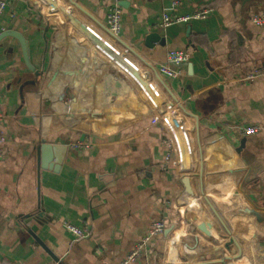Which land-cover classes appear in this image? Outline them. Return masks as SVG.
<instances>
[{
	"label": "crops",
	"instance_id": "0c3cea01",
	"mask_svg": "<svg viewBox=\"0 0 264 264\" xmlns=\"http://www.w3.org/2000/svg\"><path fill=\"white\" fill-rule=\"evenodd\" d=\"M4 1L0 34L23 35L31 66L18 38L1 40L8 142L0 162V264H122L158 220L166 231L136 264H264V75L241 80L264 65V26L252 20L264 13V0ZM176 1L173 15L203 6L213 12L162 28ZM115 5L118 35L107 18ZM173 49L190 55L175 78L160 71ZM139 77L186 130L185 170L180 152L164 143V123H152L164 110ZM67 88L74 97L64 96ZM256 125L260 132L243 133ZM85 140L93 146H71ZM43 143L68 146L58 169L42 167ZM199 192L200 211L190 210L191 193ZM64 221L87 236L77 239Z\"/></svg>",
	"mask_w": 264,
	"mask_h": 264
},
{
	"label": "built area",
	"instance_id": "2783aa9c",
	"mask_svg": "<svg viewBox=\"0 0 264 264\" xmlns=\"http://www.w3.org/2000/svg\"><path fill=\"white\" fill-rule=\"evenodd\" d=\"M179 3L176 1L173 3L172 7L168 8L163 13V19L160 24L162 28H168L174 24L181 23V22H187L193 19H202L208 17L212 12L213 9L208 6H203L199 8L197 11H195L193 14L190 15H173L171 14V10L177 7ZM6 7V2L4 0H0V15L4 11ZM108 27L109 29L116 35H118L121 32L122 29V9L115 5L111 6L108 11ZM253 22L257 25L264 26V13L254 15L252 18ZM117 50V49H116ZM120 54L122 53L120 50H117ZM189 53L188 51L184 49H173L168 54V62L167 64H164L160 67V71L164 74H166L169 77H179L182 74V70L180 67L188 61L189 59ZM126 60L130 61L127 57ZM119 66L126 70L125 66L123 64L119 63ZM117 64V65H118ZM264 75V65L257 66L253 68L252 70H249L242 78L241 80L244 81H253L257 79L258 77ZM151 100L152 97L150 96ZM153 102V100H152ZM156 105V102H154ZM168 111H165L162 113V115H155L152 117V123L158 124V123H164L168 137L165 139L164 143L167 145L169 149H173L177 154L180 151V145L177 139V136L175 134L174 129L172 128L168 118H167ZM6 119V116L2 109V102L0 99V162L5 158V147L8 142V139L6 135L3 132L2 126ZM185 129V128H184ZM262 129L261 126H249L243 128V133L245 135H253ZM73 148L76 149H88L93 146V142L89 140L85 141H78L76 143H73L71 145ZM179 155V160L180 159ZM172 157V154L170 151L166 155V160L170 161ZM64 224L66 226V229L71 232L77 239H81L87 236V231L85 229H82L78 227L77 225L69 222L64 221ZM166 231V224L163 220H158L153 223L151 226L148 234L136 245V247L129 253L128 257L123 261L122 264H136L138 258L141 256L142 252L148 247L151 240L161 235Z\"/></svg>",
	"mask_w": 264,
	"mask_h": 264
},
{
	"label": "water",
	"instance_id": "95a60500",
	"mask_svg": "<svg viewBox=\"0 0 264 264\" xmlns=\"http://www.w3.org/2000/svg\"><path fill=\"white\" fill-rule=\"evenodd\" d=\"M53 1H55V0H53ZM51 5H53V4H51ZM52 8L54 9V6H52ZM77 22H79V25L82 26V29H84L86 32H88L89 35H91L93 38H95V40H97L99 43H103L106 47H108L109 50L112 52V54H114V57L118 58L119 63H121V64L123 63V65H125L126 67L133 69L135 74L138 75V71H137V69H135L136 67L133 64H131L128 60H126V58L122 57V55L115 48H113L111 45H109L106 40L99 37L93 30H91L89 28V26H86L85 24H83L82 22H80L78 20H77ZM7 36H15L16 38L19 39V41L21 42L23 51H24L26 62L30 65L27 40L23 37V35H21L18 32L7 31V32H3L0 34V42H1V40H3ZM139 80L141 81L144 88L149 92L151 97H153V99H155V101L161 105L162 110H164L163 112L167 111L168 110L167 105L164 104V102L162 101V98L158 96L154 87L152 85H150L149 83H147L142 78H140ZM65 95H68L69 97H74L71 88L66 89L64 96ZM167 118H168V120H169V122H170L172 128L174 129L175 134L177 136V139H178V142L180 145V151H181V167H182V169L185 170L186 169L185 167L188 166V163H189L190 158H191L190 157L191 156V146H190L189 137L186 133V130L184 129V127L180 124V122L178 120L172 118L170 116V114L167 115ZM67 148H68L67 145H52L49 143H43L39 149L42 167L58 169L60 167L61 162H62L63 153ZM59 151H61V153H60L61 158L57 159L56 165L52 164V158H54L55 153H56V156L58 157ZM208 201L210 202L209 199H208ZM218 216L220 217L219 214H218ZM221 220L225 224V222L223 221L222 218H221ZM223 263L226 264V259L223 260Z\"/></svg>",
	"mask_w": 264,
	"mask_h": 264
},
{
	"label": "rangeland",
	"instance_id": "374dc122",
	"mask_svg": "<svg viewBox=\"0 0 264 264\" xmlns=\"http://www.w3.org/2000/svg\"><path fill=\"white\" fill-rule=\"evenodd\" d=\"M56 11V9H52L51 11ZM104 56V55H103ZM105 57V56H104ZM104 59H106V57L104 58ZM97 71H99V72H101L100 70H98V69H96ZM201 193L199 192L198 194H195V193H191V202L189 201V203H187L188 205L187 206H189L190 205V207H189V209L190 210H194V209H199V211H200V208H199V206L197 205V201H196V199H198V198H201L202 196H199ZM193 195V196H192ZM196 202V203H195ZM202 209V208H201ZM204 209V208H203ZM206 211V213L208 214V211L207 210H205ZM210 214V213H209ZM208 214V215H209ZM209 217L212 219V218H214V216H212V215H209ZM179 232H177V233H181L180 232V230L179 229H177ZM178 235H180V234H178ZM181 238V237H180ZM190 244V245H189ZM189 245V247L190 248H192L193 247V240L189 243V241H188V244H187V246ZM201 260H203V261H205L204 260V257H202L201 258Z\"/></svg>",
	"mask_w": 264,
	"mask_h": 264
}]
</instances>
